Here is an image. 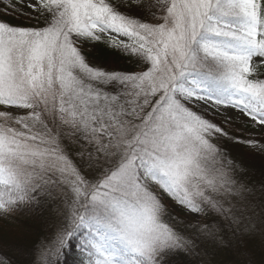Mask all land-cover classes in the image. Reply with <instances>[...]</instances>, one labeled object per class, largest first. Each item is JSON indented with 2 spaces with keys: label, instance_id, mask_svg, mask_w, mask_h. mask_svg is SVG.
<instances>
[{
  "label": "snow or ice",
  "instance_id": "obj_1",
  "mask_svg": "<svg viewBox=\"0 0 264 264\" xmlns=\"http://www.w3.org/2000/svg\"><path fill=\"white\" fill-rule=\"evenodd\" d=\"M96 43L139 70L93 66L84 47ZM197 103L264 131V0L0 3V219L55 206L67 220L56 253L81 233L79 264H172L198 250L162 194L254 235L264 181L225 154L215 138L228 131ZM226 230L204 225L198 238L224 247Z\"/></svg>",
  "mask_w": 264,
  "mask_h": 264
},
{
  "label": "trees",
  "instance_id": "obj_2",
  "mask_svg": "<svg viewBox=\"0 0 264 264\" xmlns=\"http://www.w3.org/2000/svg\"><path fill=\"white\" fill-rule=\"evenodd\" d=\"M4 19L14 25L29 23V21L21 20L20 17L5 16ZM84 51L93 66H103L108 70L123 72L139 70V66L133 60L102 43L85 45ZM194 110L200 112L195 108ZM200 113L214 123L222 125L228 131L230 139L215 138L225 154L247 170L253 183L264 181V138L246 136L237 131L236 125H234L235 128L224 126L214 117L203 112ZM236 140L246 143L239 144L234 142ZM69 147L70 154L73 159H76V148L72 145ZM171 213L175 217L172 222L178 231L187 237L196 238L198 245V250H194L192 253L177 254L173 257L172 264H239L241 261L243 264H256L254 257L249 259V256L255 251L256 243L252 245L247 243L248 247L245 249L237 235L228 236L225 232V239L232 240L234 243V249L232 247L225 249V246L217 248L210 241L198 238V231L204 225H210L213 228L221 225L226 228V224L218 217L202 214L204 224L194 226L184 221L182 216ZM66 223L64 214L58 212L55 206L0 219V259H4L6 264H57V261L59 264H79L80 260L84 258L81 255L79 244V239L82 238L81 233H77V238L72 241V246L64 249L62 253H56L58 245L55 235L58 229ZM49 241L51 243H48ZM45 252L48 253L47 256L44 255ZM234 252L239 253L238 257L240 255L237 261L234 258ZM260 264H264V262Z\"/></svg>",
  "mask_w": 264,
  "mask_h": 264
},
{
  "label": "rangeland",
  "instance_id": "obj_3",
  "mask_svg": "<svg viewBox=\"0 0 264 264\" xmlns=\"http://www.w3.org/2000/svg\"><path fill=\"white\" fill-rule=\"evenodd\" d=\"M9 2V0H0V3H3L4 5H7ZM6 16H12L14 17L11 13H9ZM114 35V34H113ZM194 108L200 112H203L209 116L214 117L215 119H217L218 121H220L221 124H223L224 126H230V127H236L237 131L239 133H242L246 136H250L253 138H264V131H261L258 127L253 126L250 122H248L247 124L245 123V121H242L241 119H239L238 117L234 120H230L225 122V117L227 114H232V115H236L235 110L233 109H228V110H224V109H220L219 112H217L215 110V108L212 109H208V106L206 105H202L200 103H197ZM208 109V110H206ZM236 125V126H234ZM164 202L169 206V210L171 212H173L176 215H180L183 217L184 221H187L188 223L194 225V226H202L204 224V218L202 216V214H189L187 212H185L183 209H180L179 207L175 206L174 204H172L171 201H169V199L166 196H162ZM254 219L257 220V224H258V230L254 235L248 236V237H244V236H238V240L241 241L244 245V248L246 249L249 245H252L254 243H256L255 245V251H253L254 253H252L249 256V259H253L254 257V263H263L264 262V204H258L257 207V214L254 217ZM226 234L228 236L232 235V230L231 228H228L226 225ZM226 241V246L225 249L228 248H233L234 249V243L232 242V240H228L225 239ZM248 243V244H247ZM239 253H235L234 252V258L236 259V261L239 259L238 255ZM255 256H254V255ZM256 256H257V260H256Z\"/></svg>",
  "mask_w": 264,
  "mask_h": 264
}]
</instances>
